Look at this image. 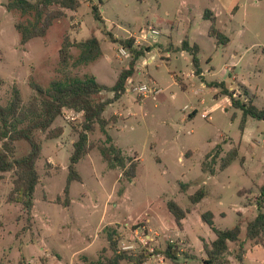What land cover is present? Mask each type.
Instances as JSON below:
<instances>
[{
    "label": "rangeland",
    "instance_id": "1",
    "mask_svg": "<svg viewBox=\"0 0 264 264\" xmlns=\"http://www.w3.org/2000/svg\"><path fill=\"white\" fill-rule=\"evenodd\" d=\"M6 2L0 0L1 106L9 104L14 89L28 105L36 96L32 83L47 89L54 80L94 77L111 87L131 61L128 51L120 54L122 46L114 39H133L136 49L152 48L136 62L129 82L155 92L140 96L128 90L132 87L127 89L128 82L126 94L103 113L109 120L108 134L127 159L125 169L131 160L136 164L135 177L108 168L98 151L107 143L106 136L96 126L88 133L93 148L76 165L81 181L70 184L68 205L64 189L83 118L69 120L63 109L51 127H62L59 138L47 139L46 133L35 131L42 152L30 219L20 204L7 201L13 173H4L1 181L0 264L97 262L112 254L107 239L111 232L120 236L119 249L151 253L145 264H204L203 244L216 236L202 221L203 213H213L219 230L233 228L238 214L244 222L255 217L257 188L264 182V120L247 119L243 133L241 111L208 84L224 82L236 97L253 98L254 105L264 109V0H101L102 5L99 0H80L77 11L66 10V17L44 38L25 45L15 29L25 17L8 13ZM92 5L99 7L103 25L95 20ZM206 10L213 12L228 44L208 36L211 22L203 19ZM149 28L160 32L154 43L142 39V31ZM91 36L100 41L102 56L75 66L79 49L72 46L62 69L59 52L64 40L76 44ZM186 36L191 45L200 46V77L194 74L189 53L167 51L170 44L180 46ZM111 97L106 91L97 96ZM216 145L221 153L212 166ZM233 149L237 159L221 170V160ZM28 151L25 141L15 142V158ZM205 164L214 167V175L203 170ZM199 189L208 196L193 204L190 197ZM169 202L185 213L181 227L168 210ZM168 243L179 247L176 263L155 253ZM236 251L231 244L230 253ZM227 257L229 264H264V247L248 244L241 263L235 254Z\"/></svg>",
    "mask_w": 264,
    "mask_h": 264
},
{
    "label": "trees",
    "instance_id": "2",
    "mask_svg": "<svg viewBox=\"0 0 264 264\" xmlns=\"http://www.w3.org/2000/svg\"><path fill=\"white\" fill-rule=\"evenodd\" d=\"M80 0H7L5 9L8 13L19 14L25 17L24 23H17L15 29L19 34L21 45H25L33 38H44L50 27L57 21L66 17V10L77 11L80 7ZM99 5H102L99 0ZM92 14L95 20L104 24L100 15L99 7L92 5ZM204 20H209L210 27L208 36L215 38L219 44H228L229 38L216 27V18L210 10H206L203 15ZM111 37V34H108ZM112 38V37H111ZM131 54V61L128 67L122 70L114 85L107 87L99 84L94 77L80 79L77 77H67L64 80H54L47 89H43L37 84H31L36 96L32 98L28 105H23L19 92L14 89L12 100L7 106L0 105V191L1 181L4 173H13V188L7 196V201L20 204L28 219L31 218V212L34 207V192L40 182V177L36 169L37 161L41 157L42 145L37 140L35 131L46 133L47 139H56L63 134L62 127L51 128L55 120L61 115L63 109H70L75 112L83 113V120L80 129L77 131L78 139L73 143V152L70 156L68 166L67 183L64 189L66 205H68L70 184L73 181L80 182L81 178L76 170L77 163L85 157L93 145L88 142V133L94 132L96 126L106 136L107 143L98 147L103 160L107 163L109 169L120 168L124 176L135 177L136 164L129 162L126 168L127 159L121 149L117 147L107 132L109 120L103 116L107 106L120 100L126 94V86L135 73L136 62L150 52L152 48L133 47V39L117 41ZM75 46L79 49V55L74 65H87L95 62L102 56L101 44L98 38H90L74 44L65 39L59 52L60 65L66 67L70 59V48ZM168 52L185 51L191 55L192 65L195 76H202L199 52L200 46L197 43L190 44L188 37L182 41L180 46H168ZM210 87L220 89L222 95L230 97L231 106L241 111V121L239 128L244 132L246 120H264V109H259L254 105L253 98L242 101L239 96H235L234 90H228L224 82H211ZM112 93V97L106 100H98L102 92ZM245 94H248L245 90ZM25 141L29 145L27 154L15 158V142ZM221 153V146L216 145L215 153L212 155L211 164L215 165ZM238 157L236 149L230 151L225 158L221 160L220 169L224 170L231 165ZM210 165H203V170L214 175L215 169ZM186 187V185H184ZM258 196L255 199L256 216L251 220L242 221L241 214L236 225L230 229L219 230L215 227L213 214L207 211L201 215L202 221L215 234V239L210 244H203V250L206 255L204 264H229L227 256L235 254L237 261L242 262L246 253V244L251 246L259 245L264 247V182L257 188ZM207 196V191L197 190L191 197L193 204L199 203ZM1 205V198H0ZM168 210L174 216L175 223L181 227V221L185 218V213L174 203L169 202ZM244 233V235H242ZM244 236V239H242ZM109 249L112 254L110 257H104L97 262L87 264H121L128 262L130 264H144L152 256L151 253L143 252L135 255L129 251L119 249L120 236L118 233L111 232L107 236ZM237 246L234 254L230 253V245ZM175 244L168 243L164 250H156V254H162L165 259L176 263L180 251Z\"/></svg>",
    "mask_w": 264,
    "mask_h": 264
},
{
    "label": "built area",
    "instance_id": "3",
    "mask_svg": "<svg viewBox=\"0 0 264 264\" xmlns=\"http://www.w3.org/2000/svg\"><path fill=\"white\" fill-rule=\"evenodd\" d=\"M159 33L160 32L155 28H149L147 30H143L142 31V39L144 41H152L154 43L156 41L157 37L160 35ZM120 54L123 56H126V55H128V52L124 47H121L120 48ZM131 84L132 83L129 82L127 89L129 87H132L128 90H130L134 93H137L140 96L146 97L148 94H152L153 92H155L154 88H151L145 84H138V85H131ZM65 110H67V112H68L67 113L68 116L66 118L69 120L74 121L77 118H81V119L83 118V113H81V112H75V111L70 110V109H65ZM127 249H129V247H124L121 250L126 251Z\"/></svg>",
    "mask_w": 264,
    "mask_h": 264
},
{
    "label": "crops",
    "instance_id": "4",
    "mask_svg": "<svg viewBox=\"0 0 264 264\" xmlns=\"http://www.w3.org/2000/svg\"><path fill=\"white\" fill-rule=\"evenodd\" d=\"M243 133H244V132H243ZM207 196H208V192H207ZM207 196H206V197H207ZM206 197H205V198H206ZM203 199H204V198H203ZM203 199H202V200H203ZM202 200H201V201H202ZM201 201H200V202H201ZM200 202H199V203H200ZM197 204H198V203H197ZM210 212H211V211H210ZM211 213H212V212H211ZM212 214H213V213H212ZM213 216H214V215H213ZM238 216H239V214H238ZM255 216H256V215H255ZM213 221H214V218H213ZM211 242H212V241H211ZM211 242H210V243H211ZM210 243H206V244H210ZM248 244L250 245V243H248ZM248 244H246V247H247ZM254 246H259V245H254ZM252 247H253V246H252ZM260 247H261V246H260ZM229 261H230V260H229ZM144 264H145V263H144Z\"/></svg>",
    "mask_w": 264,
    "mask_h": 264
}]
</instances>
